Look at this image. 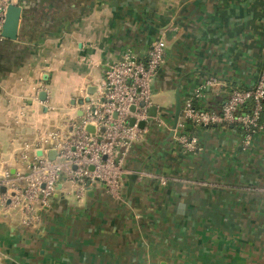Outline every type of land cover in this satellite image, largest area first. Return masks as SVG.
Here are the masks:
<instances>
[{"label":"crops","instance_id":"crops-1","mask_svg":"<svg viewBox=\"0 0 264 264\" xmlns=\"http://www.w3.org/2000/svg\"><path fill=\"white\" fill-rule=\"evenodd\" d=\"M17 5L18 41L0 40V168L11 173H28L23 156L81 119L107 64L144 59L159 40L166 52L151 85L161 122L151 120L129 152L120 199L95 182L78 200L62 178L34 227L0 210V264H264V111L247 146L237 128L195 129L194 153L173 135L176 89L182 107L213 79L196 102L217 110L264 75V0Z\"/></svg>","mask_w":264,"mask_h":264},{"label":"built area","instance_id":"built-area-1","mask_svg":"<svg viewBox=\"0 0 264 264\" xmlns=\"http://www.w3.org/2000/svg\"><path fill=\"white\" fill-rule=\"evenodd\" d=\"M17 1L0 0V32L7 7L17 5ZM165 52L166 44L159 40L151 45L144 59L125 54L107 64L97 95L82 105L81 119H68L63 130L45 134L41 147L30 149L23 156L29 165L28 173L0 168L1 212L17 211L21 226L34 227L39 222V212L48 207L62 178L74 186L78 200L88 184L95 182H100L112 199L119 200L129 152L142 139L151 120L161 122L157 115L150 117L148 110L152 106L151 85L164 63ZM214 84L210 79L182 104L173 135L186 153L199 150L198 139L188 132V124L195 129H241L245 146L261 129L263 74L254 87L233 89L220 109L196 108L194 99L201 98L205 88ZM140 123H144L143 128ZM88 126L94 128V133L86 131ZM36 150H42L41 157L36 156ZM51 150L55 152L52 160L47 158Z\"/></svg>","mask_w":264,"mask_h":264},{"label":"water","instance_id":"water-1","mask_svg":"<svg viewBox=\"0 0 264 264\" xmlns=\"http://www.w3.org/2000/svg\"><path fill=\"white\" fill-rule=\"evenodd\" d=\"M21 15H22V8L18 5H9L6 10L5 18H4V23L0 32V40L1 41H7L11 43H16L18 41V33H19V26H20V20H21ZM90 95V94H88ZM39 99L40 101H45L46 99V93L45 92H40L39 94ZM89 98H86L84 102H88ZM82 103V102H81ZM181 102H180V97L178 94V89L175 90L174 93V125L173 129L176 126L177 120L180 116L181 113ZM133 111L134 108H131ZM156 111L157 108L155 106H151V108L148 110V114L150 117H155L156 116ZM133 124V120H130V125ZM140 128L144 127V123L139 124ZM86 131L90 134L94 133V128L88 126L86 128ZM42 154L41 152L37 153V156L40 157ZM55 157V152L54 151H49L47 153V158L52 160ZM1 192H4L2 189ZM165 264V263H162Z\"/></svg>","mask_w":264,"mask_h":264},{"label":"trees","instance_id":"trees-1","mask_svg":"<svg viewBox=\"0 0 264 264\" xmlns=\"http://www.w3.org/2000/svg\"><path fill=\"white\" fill-rule=\"evenodd\" d=\"M228 98V97H227ZM196 100L197 99H194V101H193V104H194V106L196 107V108H198V109H201L198 105H197V102H196ZM223 105V104H222ZM220 109V108H219ZM218 110V109H217ZM204 129H207V128H204ZM240 132H242L241 131V129H238ZM194 131H195V128H192V126L190 125V124H188V132L190 133V134H192V135H194ZM243 133V132H242Z\"/></svg>","mask_w":264,"mask_h":264},{"label":"rangeland","instance_id":"rangeland-1","mask_svg":"<svg viewBox=\"0 0 264 264\" xmlns=\"http://www.w3.org/2000/svg\"><path fill=\"white\" fill-rule=\"evenodd\" d=\"M72 187H74L73 185H71Z\"/></svg>","mask_w":264,"mask_h":264}]
</instances>
